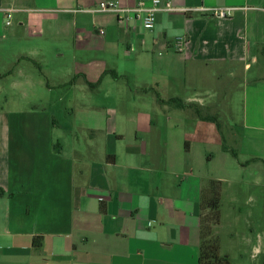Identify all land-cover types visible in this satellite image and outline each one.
I'll return each instance as SVG.
<instances>
[{
	"label": "crops",
	"instance_id": "crops-1",
	"mask_svg": "<svg viewBox=\"0 0 264 264\" xmlns=\"http://www.w3.org/2000/svg\"><path fill=\"white\" fill-rule=\"evenodd\" d=\"M166 1L173 10L158 13L154 30H144L130 18L138 0L1 3L0 40L13 46L35 43L20 59L42 65L49 57L60 66L69 57L75 66H61L45 81L14 80L26 83L25 89L46 90L28 105L52 108L0 111V264H200L203 191L209 181L227 179L207 172V153L197 157L199 148L189 142L195 131H180L178 145H171L169 135L181 125L168 111L134 115L126 109L125 115L113 117L109 108H97L90 96L104 84L109 68L127 82L133 73L152 71L174 80L186 68L205 81L211 68L220 76L243 75L238 78L245 103L241 159L234 173L253 165L258 177L234 182L247 184L252 197L255 189L264 193V0ZM106 2H118L122 11H101ZM6 8L20 13L19 25L32 31L30 36L2 35L5 26H13L6 25ZM220 9L231 15L218 17ZM144 86L152 87L143 81L127 83L132 93V87ZM59 89L68 93L53 97ZM120 98L126 107L141 100L126 94ZM174 99L149 102L160 106ZM206 104L198 101L200 109ZM16 116L25 117L29 132L12 130ZM154 132H162L167 142L157 140ZM221 152L228 153L224 145ZM221 158L233 165L229 157ZM256 206L262 212L245 213L248 235L241 240L237 228L224 226L221 213L214 232L220 255L231 263L264 264V204ZM238 213L232 215L234 225Z\"/></svg>",
	"mask_w": 264,
	"mask_h": 264
},
{
	"label": "rangeland",
	"instance_id": "rangeland-1",
	"mask_svg": "<svg viewBox=\"0 0 264 264\" xmlns=\"http://www.w3.org/2000/svg\"><path fill=\"white\" fill-rule=\"evenodd\" d=\"M1 1L2 0H0V5L2 3L4 7L10 6L11 3L15 4V0H4V2ZM12 7L15 8L14 5ZM23 15L28 17L29 14ZM47 15V17L52 18L51 14L47 13ZM21 19L22 16L20 13L15 11L11 19L13 26L9 28L5 26V31H3L2 35H6L7 33V35L11 36L16 32L19 33L18 36H30L32 31L21 29L19 25ZM0 37L2 36L0 35ZM34 44L35 43H32L30 40H28L27 42L14 43L13 46L12 43L6 44L5 40H0V111L6 110L8 112H32L34 110L37 112L41 111V109L43 111L46 108H52L47 105H28L30 100L41 97V95L45 93L46 90L25 89L23 87H27L26 83L22 85H16L14 84V80L21 78L31 81L34 80V77H36L37 80H40L41 78L43 81H45L47 77L51 78L53 74L60 72L61 66L68 70L74 68L75 65L69 59V57H66L64 60H62V65L60 66L58 64L53 65V59L49 57L42 65L35 62H28L26 59H20L19 54L27 53L29 50L31 51V49L34 48L33 46H35ZM175 68L183 73L182 65H178V62H176ZM187 70H189V68H186L184 74H176V79L174 80L169 79V76L163 72L152 71L146 73H133V77L130 78L129 81L134 83L143 81L151 84L152 87L144 86L142 90L132 87L131 90L135 92L132 93V91H129L127 87V83L129 81L127 82L122 77L117 79L112 74L111 68H109L106 69V73L102 77L104 84L98 86V88H100L91 93L90 99H92V102L96 104L97 108H109L110 114L113 117L115 116L116 112L120 116L125 115L126 109H130L128 110V113L134 115L138 114L139 112L155 114L159 111L160 113H162V111H164V113L168 111V113H171L175 116L176 123L179 122L181 125V128L178 127L174 130L176 131L175 135H169V138L172 140L171 145L174 147L178 145V140L180 139L181 133L180 131L185 130L187 133L191 134H194L195 131V140L190 137L189 142L193 148H199V155L197 153V157L201 158L203 154L207 153L205 160V168L207 172L227 179V181H221V190H223L221 194V209L224 206L223 192L225 200V206L223 212L221 211V213H223L224 226L237 228V232H239V240H241L243 236L248 235L246 234L248 232V218L246 219L245 213H247V211L249 212L250 210L262 212L260 208L257 209L256 205L257 202L264 204V193H261V190L255 189L253 193L254 197H252L250 194L253 191L250 192L251 189H249L247 184H244V186H238L234 182L235 179H238V181L241 182L242 180L257 178L258 171L254 169L255 167L252 165L248 169H239L237 170V173H234V166L236 167V165H239L237 161L241 158L234 156L232 152H221V146L225 144L229 149L238 153V144L241 141L240 135L245 114L244 90L241 89L242 85L238 78H243L244 76L236 75V77H231L225 73L220 76L215 68H211L210 72L206 73L207 80L205 81L203 79L200 80L197 76L190 75ZM70 78L72 81L76 80L73 75ZM153 83H158L159 85H154ZM66 90L67 89L55 90L56 92L53 97L59 98L62 95H65L68 93ZM76 92L81 94L80 90ZM123 94H126L127 97L141 100L135 102L136 105L134 106L126 107L121 105L120 101L118 100H123V98H120ZM128 94L130 96H128ZM72 96L66 95L64 98H69ZM170 96H174L176 98L175 105L168 103L165 105L160 104L159 106L152 105L149 102L151 98H167ZM145 97H148L147 100ZM189 99L191 100L190 103L184 102ZM178 100L184 104L179 105L178 103L181 104V102ZM199 100L206 101L207 104L205 109H200L198 106ZM54 106L56 107V110L62 108L60 106ZM97 111L98 110L95 109V112ZM100 112L103 111L100 110ZM200 115L215 117L217 122L207 121L206 124H203L201 122L203 120L200 119ZM37 117L41 118L43 116ZM21 119L24 122L23 126L21 124ZM63 124H66V122H63ZM158 125L159 123L157 126ZM11 126L12 130H14L19 135L23 132H29L28 129L30 128L25 117L19 118L17 116L12 119ZM156 130H158V128ZM152 135L156 137L157 140L162 139L165 143L167 142L162 136V132L160 134L154 132ZM170 157L172 158L174 164L177 163L174 155L171 154ZM210 157L213 159L212 162H210ZM221 157H229L233 165L225 164V161ZM250 198L252 199L251 201ZM239 210H242L241 212L243 215H241ZM234 212H239L238 215L240 216L237 224L235 225L234 222L236 220L232 216L235 215ZM229 263L242 264L241 262L238 263L236 260H234L233 263H231L229 260Z\"/></svg>",
	"mask_w": 264,
	"mask_h": 264
},
{
	"label": "trees",
	"instance_id": "trees-1",
	"mask_svg": "<svg viewBox=\"0 0 264 264\" xmlns=\"http://www.w3.org/2000/svg\"><path fill=\"white\" fill-rule=\"evenodd\" d=\"M175 101L171 100L167 103L174 104ZM181 102L180 100H178ZM183 105L184 103H178ZM200 119L208 122H217V119L212 116H201ZM219 128V127H218ZM224 150L232 152L234 156L237 153L229 149L224 144ZM221 183L220 181L211 180L206 185L202 195V210L204 211L202 216V228H201V239L202 245L200 248V264H230L227 257L220 255V244L219 239L215 234V228L220 225L221 222Z\"/></svg>",
	"mask_w": 264,
	"mask_h": 264
},
{
	"label": "built area",
	"instance_id": "built-area-1",
	"mask_svg": "<svg viewBox=\"0 0 264 264\" xmlns=\"http://www.w3.org/2000/svg\"><path fill=\"white\" fill-rule=\"evenodd\" d=\"M100 9L103 12H121L118 2H106L101 3ZM170 2L166 0H138V5L136 8L129 10L131 12L130 18L137 20L141 23L144 30H154L157 24L158 13L163 11H172ZM7 19V26H11L12 15L15 12L13 8L4 9ZM216 14L220 18H226L231 15L230 10H217ZM104 32L101 31V34ZM181 50V49H180Z\"/></svg>",
	"mask_w": 264,
	"mask_h": 264
}]
</instances>
